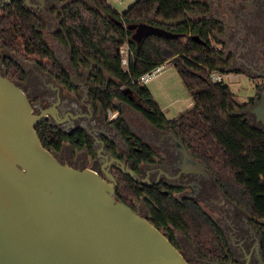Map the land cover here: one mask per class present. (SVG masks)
I'll return each instance as SVG.
<instances>
[{"label":"trees","instance_id":"obj_1","mask_svg":"<svg viewBox=\"0 0 264 264\" xmlns=\"http://www.w3.org/2000/svg\"><path fill=\"white\" fill-rule=\"evenodd\" d=\"M68 2L59 12L56 35L69 47L70 59L76 67L89 68L90 97L106 110L112 99L125 101L137 109L152 125L167 126L183 142L190 154L212 172L224 193L248 211L259 229L264 252V129L255 127L243 114L234 92L223 82L208 80L209 70L224 69L221 51L214 44L213 32L222 25L202 15L208 0H135L119 13L108 0H59ZM146 22L162 27L176 36L149 32L137 43L132 39L129 23ZM45 22L37 14L13 0L0 7V48L32 58L39 67L52 74L67 89H75L67 68L60 63L55 51L45 39ZM198 35L200 39H192ZM127 42L134 50L125 67L121 63L119 47ZM172 58L181 80L189 92L193 105L172 119H167L145 84L131 83L132 79L155 64ZM3 65L8 78L24 80V69L12 59ZM121 85H125L121 88ZM130 88L128 93L123 89ZM264 90V82L255 85V96ZM139 100L134 103L129 94ZM42 145L58 151L63 142L74 147L88 145L82 129L65 133L44 118L35 124ZM116 127L124 136L130 134L125 121L119 117ZM111 147H113L110 142ZM143 151L151 148L139 143ZM142 155H134L139 160ZM145 159V158H141ZM118 197L127 205L138 197L141 188L127 176L117 177ZM161 220L169 219L167 210L151 205ZM177 227L192 241L203 255L216 257L223 253L215 223L199 208L174 211ZM150 222L160 229V224Z\"/></svg>","mask_w":264,"mask_h":264},{"label":"flooded vegetation","instance_id":"obj_2","mask_svg":"<svg viewBox=\"0 0 264 264\" xmlns=\"http://www.w3.org/2000/svg\"><path fill=\"white\" fill-rule=\"evenodd\" d=\"M20 1L38 16H51L56 6L53 0ZM208 4V10L196 18H210L222 25L221 30L213 32L212 36L220 38V47L215 46L221 51L224 66L262 79L258 83L264 82V0H208ZM2 49H9L0 48V73L6 75L3 61L11 58L4 55ZM16 56L26 60L18 54ZM68 59L73 70L85 71L83 81H75L74 74L67 69L69 80L75 86L71 91L41 68L40 71L46 75L34 72L38 76L36 80H29L27 74L22 80L28 84L27 88L22 89L35 111L41 107L50 108L47 119L63 132L72 133L82 129L88 136V145L80 148L68 141V148H64L63 142L60 149L55 151L57 159L75 168H91L103 177L109 171L117 183L114 197L121 202L123 199L117 193V177H130L142 192L128 206L149 221L159 223L160 230L190 264L196 260L203 264H264L262 239L253 216L224 193L208 167L202 163L192 164L185 159L174 138L175 133L167 126L152 125L129 103L118 100L117 113L110 116L100 103L90 97L89 90L95 86L89 80L90 69L76 67L70 59V52ZM15 81L20 84L21 80ZM250 97H253V101L247 102L239 113L248 118L253 126L261 128L260 120H256L249 109L258 96ZM132 101L139 103L135 95ZM119 117L128 126L129 135L124 136L117 129ZM139 143L149 145L151 154L143 151ZM73 147L80 152L73 155ZM137 154L145 159L137 160L134 157ZM111 155L124 161V165L133 170L132 175L122 172ZM151 205L167 210L169 219L166 222L161 220L157 213H153ZM190 206L199 208L215 223L223 247L222 254L218 253L216 257L201 254L190 238L177 227L175 209L182 211Z\"/></svg>","mask_w":264,"mask_h":264},{"label":"water","instance_id":"obj_3","mask_svg":"<svg viewBox=\"0 0 264 264\" xmlns=\"http://www.w3.org/2000/svg\"><path fill=\"white\" fill-rule=\"evenodd\" d=\"M126 27L137 43L149 32L177 35L146 22ZM249 109L264 129V90ZM50 112L35 111L17 81L0 73V264H190L160 229L114 197L109 171L103 177L61 163L42 145L34 126ZM174 138L185 159L200 164ZM111 158L132 175L124 161Z\"/></svg>","mask_w":264,"mask_h":264},{"label":"rangeland","instance_id":"obj_4","mask_svg":"<svg viewBox=\"0 0 264 264\" xmlns=\"http://www.w3.org/2000/svg\"><path fill=\"white\" fill-rule=\"evenodd\" d=\"M87 1V0H86ZM133 1L135 0H108V2L119 12H123ZM61 11V6L56 5L52 11L51 16L40 14L41 18L45 22V27L43 28V34L45 39L48 41L50 46L53 48L57 57L61 64H63L71 74H74L75 81H83L84 72L82 69H77L75 71L71 68L69 63V47L68 45L56 35V30L59 28V12ZM192 18H196L198 15H189ZM214 44L220 47V38L216 36L213 38ZM2 52L7 57L17 61L22 68H25L24 71L29 77V80H36L38 76L35 74L37 72L41 74H45V72L40 71L39 65L32 58H25L26 60H22L16 53L2 49ZM20 56V55H19ZM22 57V56H21ZM226 72H223V83L227 84L229 88L234 92L235 99L238 103L243 104L247 102L250 96H253L255 93V85L261 81L262 79L258 77H250L245 73L240 71L231 70L224 67ZM35 72V73H34ZM46 75V74H45ZM51 79V78H50ZM19 85L24 89L27 88V82L19 81ZM262 83V82H260ZM149 91L151 92L153 98L161 107L163 113L165 114L167 119H172L176 117L178 114L187 110L193 105L192 98L185 88L181 77L177 71L176 66L173 61H169L166 63L165 67L152 79L145 83ZM62 90L66 92V90L62 87ZM71 91V90H70ZM72 93V92H71ZM35 98H33L34 100ZM117 99H112L111 101V111L116 112V103ZM122 104V108H123ZM124 109V108H123ZM107 111V110H106ZM108 113V112H107ZM64 148H68L69 143L67 141L64 142ZM72 154H78L80 151L71 149ZM192 251H195L193 246H191ZM191 264H203L199 261L191 262Z\"/></svg>","mask_w":264,"mask_h":264},{"label":"built area","instance_id":"obj_5","mask_svg":"<svg viewBox=\"0 0 264 264\" xmlns=\"http://www.w3.org/2000/svg\"><path fill=\"white\" fill-rule=\"evenodd\" d=\"M119 53L121 55V63L123 66L128 65V61L130 58H133L135 53L132 48H130L129 44L127 42H124L120 47H119ZM171 62L172 58L170 59H165L157 64H155L153 67L150 69L146 70L142 74H140L137 78L132 79L130 81L131 83H138V84H145L148 82L150 79H152L155 75H157L166 65L167 62ZM208 80L213 82V83H218V82H223V72L218 70V69H213L209 70L208 72ZM125 85H121L120 87L123 88ZM107 112L110 116H114L115 112L111 111V109H107Z\"/></svg>","mask_w":264,"mask_h":264}]
</instances>
